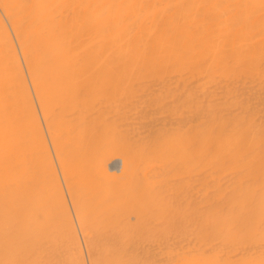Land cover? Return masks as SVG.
<instances>
[{
	"label": "bare ground",
	"instance_id": "1",
	"mask_svg": "<svg viewBox=\"0 0 264 264\" xmlns=\"http://www.w3.org/2000/svg\"><path fill=\"white\" fill-rule=\"evenodd\" d=\"M0 264H264V0H0Z\"/></svg>",
	"mask_w": 264,
	"mask_h": 264
},
{
	"label": "rangeland",
	"instance_id": "2",
	"mask_svg": "<svg viewBox=\"0 0 264 264\" xmlns=\"http://www.w3.org/2000/svg\"><path fill=\"white\" fill-rule=\"evenodd\" d=\"M56 164H57V163H56ZM90 173H91V172H90ZM90 173H89V174H90ZM89 174H88V175H89ZM95 175H96V173H93V172H92V173L89 175V177H94ZM75 226H76V233H77L78 235H80V234H81V233H80V232H81V228L79 227L78 224H76ZM157 233H161V231H159V232H157ZM53 244L59 245V244H61V243H60V241H59L58 239H55V240L53 241Z\"/></svg>",
	"mask_w": 264,
	"mask_h": 264
}]
</instances>
